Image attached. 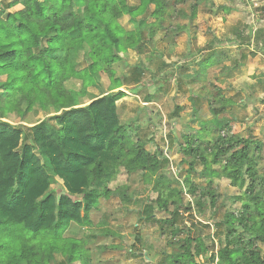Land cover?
I'll return each mask as SVG.
<instances>
[{
  "label": "trees",
  "instance_id": "trees-1",
  "mask_svg": "<svg viewBox=\"0 0 264 264\" xmlns=\"http://www.w3.org/2000/svg\"><path fill=\"white\" fill-rule=\"evenodd\" d=\"M129 1L22 0L19 10L0 11L1 118L51 115L29 128L0 120V264H89L85 241L65 234L72 225L89 228L90 213L100 200L131 201L126 187H109L121 171L152 182L156 197L147 198L141 216L154 222L157 209L169 216L156 221L161 233L185 235L165 264H196L195 258L206 253H211V264H264L257 247L264 246V177L258 181L255 174L260 154L255 141L227 135L211 141L203 130L182 136L178 147L188 173L180 182L164 172L168 159L162 152H146L131 128L118 123L114 105L126 96L120 89L142 86L144 75L141 66L130 76L118 73L121 55L139 53L171 17L168 0H137L135 6ZM207 1L193 0L189 18L195 19ZM124 18L132 29L122 25ZM102 76L109 79L108 93L81 106L80 98ZM71 80L79 81V91L66 88ZM104 153L115 156L111 172L101 158ZM196 166L205 174V186L191 207L183 203V191L190 196L198 191L189 176ZM55 178L63 183L59 192L50 188ZM222 178L241 192L236 198L241 210L224 215L225 244L215 253L206 244L209 235L193 233L194 225L186 227L180 220L193 211L203 217L214 208V180ZM199 222L195 225L209 228L207 221ZM56 256L62 258L59 263Z\"/></svg>",
  "mask_w": 264,
  "mask_h": 264
},
{
  "label": "rangeland",
  "instance_id": "rangeland-1",
  "mask_svg": "<svg viewBox=\"0 0 264 264\" xmlns=\"http://www.w3.org/2000/svg\"><path fill=\"white\" fill-rule=\"evenodd\" d=\"M168 1L171 17L165 20L162 29L157 30L154 39L147 41L139 53L130 50L121 55L122 62L116 66L119 67L118 73L126 76H130L135 66L144 70L142 86L133 91L122 88V92L128 94L124 92L126 97L114 105L118 123L131 128L135 133L132 137L144 142L146 152H162L168 159L164 172L180 182L188 173V163L181 162L178 147L182 136L196 135L203 130L211 141L218 135L250 139L260 146L255 174L258 181L262 180L264 0H208L198 7L195 19L189 18L193 0H185L182 4ZM129 2L133 6L138 4L137 0ZM12 3V9H7ZM21 6L22 0H0V11L5 15L19 10ZM180 13H184L183 16ZM121 23L125 29H132L128 19H122ZM79 63L82 67L86 65L85 60ZM109 83L108 77L102 76L97 86L88 91L96 97L102 96L107 92ZM65 86L76 92L80 89L76 80L67 82ZM145 97L152 98V101L146 104ZM87 98H80L79 103ZM2 109L0 103V113ZM12 116L16 115H10L6 121L28 128L48 117L42 112H32L24 121ZM253 143L251 154L256 153ZM101 158L111 172L116 164L114 154L104 153ZM201 169L196 166L194 173L189 175L198 184L195 195H187L186 189L183 191V203H190L191 207L205 186V174H200ZM115 178L109 187H126L131 201L117 197L100 200L90 213L92 225L89 228L72 225L65 236L85 241L89 264H165L167 255L178 250L180 242L177 241L185 235L182 233L172 238L168 232L161 233L159 228L162 226L156 221L169 216L157 209L153 211L154 222L141 216L147 198L153 200L156 197L151 193V181L144 182L140 175H128L124 171ZM50 188L59 192L63 183L55 178ZM213 189L215 207L208 208L203 217L195 211L184 214L180 222L186 227L193 224V233L209 235L206 244L209 250L216 253L220 245L225 244L227 230L222 221L224 215L240 212L241 204L236 198L241 192L231 187L230 181L224 178L214 180ZM199 221H207L204 223L209 228L195 225ZM237 232H242V229L238 228ZM257 247L264 256V246L257 244ZM210 256L211 253L203 254L196 257L195 262L211 264ZM61 260L60 256H56V262Z\"/></svg>",
  "mask_w": 264,
  "mask_h": 264
},
{
  "label": "crops",
  "instance_id": "crops-1",
  "mask_svg": "<svg viewBox=\"0 0 264 264\" xmlns=\"http://www.w3.org/2000/svg\"><path fill=\"white\" fill-rule=\"evenodd\" d=\"M1 81H3V79L2 78H0V82ZM77 81V80H76ZM79 82V81H78ZM80 85V84H79ZM94 87H96V86H94ZM89 88H93V87H88V89ZM88 89H87V91H86V94L83 96L84 98L86 97V96H88L89 98H87L86 100H85V102H83V103H81V106H85V105H88L89 103H91L92 101H94V100H96V99H99V98H101V97H103L104 95H106L107 93H108V88H107V92L105 93V94H102V96H98V97H96L95 95H93L94 93L93 92H89L88 91ZM132 90H134V89H132ZM120 91H122V88L120 89ZM125 93H126V95L128 94L126 91H124ZM123 92V93H124ZM93 96H92V95ZM126 97V96H125ZM82 98V97H81ZM147 104V103H146ZM13 117V116H12ZM48 117H50V116H48ZM9 118V117H8ZM8 118H6V119H8ZM14 118V117H13ZM6 119H2L1 118V113H0V120H4V121H6ZM13 125V124H12Z\"/></svg>",
  "mask_w": 264,
  "mask_h": 264
}]
</instances>
